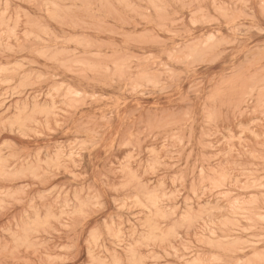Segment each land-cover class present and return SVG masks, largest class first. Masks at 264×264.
Wrapping results in <instances>:
<instances>
[{
    "label": "rangeland",
    "instance_id": "rangeland-1",
    "mask_svg": "<svg viewBox=\"0 0 264 264\" xmlns=\"http://www.w3.org/2000/svg\"><path fill=\"white\" fill-rule=\"evenodd\" d=\"M217 263L264 264V0H0V264Z\"/></svg>",
    "mask_w": 264,
    "mask_h": 264
},
{
    "label": "bare ground",
    "instance_id": "bare-ground-1",
    "mask_svg": "<svg viewBox=\"0 0 264 264\" xmlns=\"http://www.w3.org/2000/svg\"><path fill=\"white\" fill-rule=\"evenodd\" d=\"M236 205V204H235ZM153 210V209H152ZM154 212V211H153ZM235 233H237V232H235ZM240 233V232H239ZM244 234V233H243ZM218 240V239H217ZM212 257V256H211ZM218 264V263H217Z\"/></svg>",
    "mask_w": 264,
    "mask_h": 264
}]
</instances>
